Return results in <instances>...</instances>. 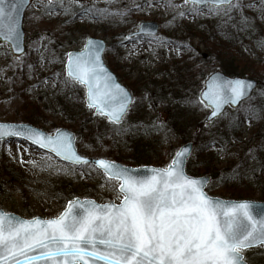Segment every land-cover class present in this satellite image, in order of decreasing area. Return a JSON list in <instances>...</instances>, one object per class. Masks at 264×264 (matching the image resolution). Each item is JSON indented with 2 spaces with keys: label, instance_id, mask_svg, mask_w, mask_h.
<instances>
[{
  "label": "rangeland",
  "instance_id": "1",
  "mask_svg": "<svg viewBox=\"0 0 264 264\" xmlns=\"http://www.w3.org/2000/svg\"><path fill=\"white\" fill-rule=\"evenodd\" d=\"M252 1L260 0H245V3L250 4ZM47 3L48 0H36L25 14L27 50L24 54L13 55L9 43L0 41V122H26L28 117H31L35 120L33 124L49 133L53 134L60 127H67L77 133L80 122L91 115L89 121L91 131L89 132L88 128V133L84 135L77 133L76 147L82 154L119 161L125 165L167 166L175 152L186 142L185 136L188 133L185 130L181 133L169 130L167 132L169 134L164 139L160 136L162 134L148 131H143L144 135L137 136V132L130 131L129 128H126V131H123L124 128L121 130L115 128L113 132L103 136L100 132L101 125L109 120L95 113L88 106L80 112L77 104L81 105L79 100L81 94L71 90L76 105L65 106L66 97L63 88H66L65 90L70 88L65 85L60 71L61 67H64L67 53L82 49L87 38L95 37L107 41L105 62L119 80L131 90L133 103H139L140 110L146 111L147 122L151 120L162 122L169 105L177 106L182 102L184 106L189 104L190 119H197L203 123L205 121L207 128H212L206 122L210 109L197 103L195 96L198 90L199 97L208 75L217 70L222 71L219 61L205 48L204 37L213 29L214 21L217 20V16L206 14L207 8L204 9L205 14L193 16L186 13L183 18H177L173 22L176 12L186 10L192 5H184L183 0H173L174 4L183 6L173 9L166 7L163 0H160L159 4L157 0H152L154 6L151 8L147 7V0L106 2L80 0L79 4H76L75 0H66L63 6L57 4L53 10L44 7ZM133 4L141 5L143 10H137ZM68 6L71 7V11L65 13L64 7ZM93 6L100 10H110L112 14L105 12L103 15L96 13L83 15V9ZM126 9L129 11L123 16L117 14ZM152 20L157 21L161 26L157 37L163 41L167 37V29H170L172 38L181 39L188 49L174 43H159L154 38L129 36L142 21ZM259 55H262V60L255 67L256 75L250 73L243 77L256 79L260 85L259 89L264 91V49ZM253 57H256V54ZM186 60L192 65L190 75L192 79L190 83L188 81L185 83L187 88L182 90L183 98L180 99L178 90L181 84L176 82L180 77L177 71L178 68H185ZM153 89L168 91L173 101L159 102L156 97L149 100L146 93L149 94ZM259 89L255 91V97L259 94ZM18 92L21 94V99L17 97ZM252 100L245 102L238 109L229 108L223 115L229 120L235 117L234 114L241 113L245 120L243 130L235 138L229 150L224 149L223 152L215 150L213 163L215 168L223 173L226 168L234 170L239 159L254 152L258 149V145H261L264 114L259 120L249 116L250 113L245 109L251 105ZM133 116L134 113L129 111L128 117ZM195 130L192 129V133H195ZM133 135L136 139L131 141ZM156 140L159 143L155 154H164L160 162L133 164L127 160L134 155L135 143L144 146L151 142L155 147ZM17 141L18 138H11L0 143V207L6 212H15L26 218L34 216L51 218L58 216L68 200L74 197H89L99 203L109 201L120 203L122 200L123 194L118 191L119 182L108 180L94 165L81 167L65 163L53 154L22 139H19L18 151ZM198 143L194 145L192 158L195 157ZM255 144L257 145L254 146ZM21 156L23 162L20 160ZM260 181L261 185H255L252 190L243 192L244 196L248 194L250 197H242V199L264 201V172ZM113 185L116 187L114 188ZM66 189L76 191L71 192V198L64 201L58 198V194ZM206 191L210 195L225 199L240 198L227 187H220L214 193L207 188ZM255 254L264 255V248L244 250L247 261H250L249 255Z\"/></svg>",
  "mask_w": 264,
  "mask_h": 264
},
{
  "label": "snow or ice",
  "instance_id": "2",
  "mask_svg": "<svg viewBox=\"0 0 264 264\" xmlns=\"http://www.w3.org/2000/svg\"><path fill=\"white\" fill-rule=\"evenodd\" d=\"M4 2L0 0V21L8 15ZM163 2L169 8L183 7L173 0ZM75 3L79 4L80 0ZM57 4L63 6L64 0H48L44 7L54 10ZM183 4L192 7L176 12L173 22L186 13L205 14L207 8V15L228 20L238 13L240 23L247 28L253 26V22L244 14L245 8L254 7L264 15V0H260L259 6L245 0H183ZM22 5L23 0H20L13 11ZM153 6L152 0H147V7ZM133 7L143 10L139 4ZM64 11H71V7H64ZM127 11L117 14L123 16ZM105 12L112 14L95 6L83 9L85 16ZM144 32L141 25L140 33L135 35ZM148 34L159 43H170L154 33ZM0 35L6 40H15L16 48L22 50L18 25L14 21L7 23ZM85 49L67 53V74L86 86L90 108L119 124L131 107L133 97L103 66L101 43L88 38ZM253 90L250 80L226 79L219 72L213 73L201 92V102L212 108L207 123L225 115V105H238L244 99H251ZM245 111L258 118L251 105ZM8 137L31 142L73 165H98L108 180L119 182L118 191L123 196L119 204L109 201L102 205L75 197L67 202L59 216L51 219H22L0 209V264H248L244 250L264 248V204L210 196L204 189L211 178L190 176L185 170L192 154L189 146L177 150L167 166L152 168L151 174L141 175L139 170L115 161L90 160L79 155L74 146L75 136L62 129H57L53 136L31 125L0 123V143ZM215 145L213 140L205 147ZM8 151L11 155L10 148ZM218 151L223 152L224 146ZM251 158L256 159L255 155ZM20 160L23 162V156ZM33 164L35 166V162Z\"/></svg>",
  "mask_w": 264,
  "mask_h": 264
},
{
  "label": "trees",
  "instance_id": "3",
  "mask_svg": "<svg viewBox=\"0 0 264 264\" xmlns=\"http://www.w3.org/2000/svg\"><path fill=\"white\" fill-rule=\"evenodd\" d=\"M250 4L259 6L260 1H252ZM244 14L250 18V20L253 22V26L244 28L240 23V15L238 13L233 14L232 20H228L226 17H216L217 20L214 21L215 26L211 31L208 32L209 34L204 37L206 38V50L215 56V58L219 61L222 71L230 76H245L250 73L254 74V72H256L255 67L259 65L261 63L260 61L262 60V55H259V52L264 49V15L257 12L254 7L245 8ZM167 30L168 34L167 37L164 38V41H170V43H174L179 47L188 49L187 47H184V45H186L185 42L181 41L179 38L174 40V37L172 38L170 35V29ZM255 54L256 57H253ZM184 66L185 68H178L177 72L180 77L176 79V82L181 84L178 90V97L180 99L183 98L182 90H184L186 87L185 83H187V81L190 83L192 79L190 76L192 72V65L190 64V61L186 60ZM60 73L64 82L67 81L65 85L70 88L69 90H65L66 88H63L66 97V102H64L65 106L67 107V105H70L72 107L73 105H76L74 94L71 93L72 90L77 94L79 93V95L81 94V97L79 98L81 105L77 104V109H79L81 112L83 108H87L85 104L84 87L68 78L64 73L63 66L61 67ZM148 85H150V82ZM259 88L260 85L258 89ZM259 90V94L256 97L253 96L250 99H253L251 101V106L257 112L259 116L257 118L258 120L261 115L264 114V95H261V93H264V91H262V89ZM146 95L149 96V100H152V98L156 97L159 102L165 100L173 101V98L169 95V92L163 91V89L160 91L153 89L149 91V94L146 93ZM195 96H197L196 102L203 106L204 104L198 97V90ZM17 97L21 99L20 92L17 93ZM79 100L77 103H79ZM138 104L133 103L131 106L130 112L134 113L132 118L128 117L127 115L125 119L119 124L107 121L101 125V134L106 136L113 132L115 128L119 130L124 128L123 131H126V128H129L130 131L135 130L137 132V136H142L144 135L143 131H148L158 133L159 135L162 134L160 136L162 139H164L169 134L167 133L169 130L175 132L179 131L180 133L185 130V132L188 133V135L185 136L186 141L190 139L194 140L195 142H199L195 157H191L188 160L186 167L187 172L195 176L209 174L211 176V181L207 187L209 191L214 193L217 192L218 188L220 187H227L231 188L233 192L237 193L239 195L238 197H240L239 199H242V197H250L248 194L244 196L243 192L252 190L251 188L255 185L262 184L260 183V178H262L264 172V115L262 118L263 135L260 138L261 145H258V149H256L254 152L248 153L239 159V162L236 164L237 166L234 170L232 168H226L225 172L223 173L219 169L215 168L213 163L214 157L216 155L215 150L219 149L222 145L224 146V149L229 150V147L233 145L235 138H237L243 130L245 123L243 114H234L235 117H232L229 120H227L228 118L225 119L222 116L210 123L212 126L210 129L207 128L208 125L205 123V121L203 123L197 119H190L191 113H189V110L191 109L189 104L184 106V103L181 102L178 103L177 106L169 105L168 109L165 111V118L161 120L162 122L155 120L147 122V118L145 117L146 111L140 110ZM148 104L149 103H147V105ZM34 108L37 109V107ZM89 116L90 117L80 122L77 129L78 134L84 135L88 133L89 121L92 118L91 115ZM249 116L255 118L251 113ZM34 121L35 120L31 119V117H28V122L34 123ZM161 123H164V125H159ZM166 123L167 125H165ZM128 125L129 127H127ZM192 129H196L195 133H192ZM90 131L91 129L89 128V132ZM135 139L136 136L133 135L131 141H134ZM213 140L216 141L215 147H205L206 145H210ZM156 143L157 145L155 147L152 146L151 142L144 146L140 145L139 143H135L134 155L127 160L133 164L151 163V161L160 162L164 154H155L158 150L159 141L156 140ZM256 145L257 144L254 146ZM154 155L156 156L154 157ZM253 155H255L256 159L251 158ZM252 169H256V171L253 173ZM233 173L238 174L233 175ZM222 177H224V179H222ZM253 179H255V181H252ZM227 185H230L231 187ZM75 191V189L63 190L58 194V198H62L64 201H67L71 198V192ZM248 258L250 260L248 261L249 264L250 262L251 264H264V255H249ZM251 258L253 259L252 261Z\"/></svg>",
  "mask_w": 264,
  "mask_h": 264
},
{
  "label": "water",
  "instance_id": "4",
  "mask_svg": "<svg viewBox=\"0 0 264 264\" xmlns=\"http://www.w3.org/2000/svg\"><path fill=\"white\" fill-rule=\"evenodd\" d=\"M33 1H34V0H23V5H22L21 7H19V9H18L17 11H13V6L16 5V4H18V3L20 2V0H5L4 5H3V7H4V9H5V12H6L8 15H6V17L4 18V20L0 21V32H3V31L5 30V25H6L7 23L14 21V22L18 25V30H19V44H20V49H22V50H18V49L16 48V46H15V45H16V41H15V40H6V39H4L3 35H0V41H2V42H8V43L10 44L11 49H12V51H13V54H14L15 56H19V55L23 54V53L25 52V50H26V32H25V29H24V20H25V13H26L27 9L29 8V6L33 3ZM64 1H65V0H64ZM96 1H109V0H96ZM9 17H11V21L9 20ZM141 25L144 26V28H145V32L142 33V34H140L139 36H152V35H149V34H148L149 32H150V33H154L155 35H158V34H159L160 24H159L158 22H156V21H142V22L139 24L138 30L135 31V32H133V33L131 34V36H136L135 34L140 33V27H141ZM89 38H91V39H93V40H95V41H99V42L101 43L102 51H101V54H100V55H101V60H102V62H103V66H104V67L108 70V72L111 74L112 78H113L118 84H120L123 88H125V89L131 94V96L133 97V95H132L131 91L128 89V87L125 86L123 83H121V82L119 81V79L117 78V76L115 75V73H114V72H113V71L107 66V64L105 63V60H104V56H103V55H104V52H105V50H106L107 42H106L104 39H102V38H95V37H89ZM87 42H88V38L86 39V43H85V45H84V47H83L82 50H72V51H69L68 53L85 51V50H86V49H85V46H86ZM67 62H68V57H67V61H66V73H67ZM216 72L221 73V74L223 75V77L226 78V79L240 78V79L250 80V81H252V83H253V85H254V90H255V89L257 88V86H258V81H257L256 79H254V78H250V77H240V76H230V75L225 74L223 71H219V70H217V71H215V72H213V73H216ZM213 73H212V74H213ZM212 74H210V75L206 78V80H205V82H204V88L201 90V92L205 90V88H206V82L209 80V77H210ZM85 87H86V86H85ZM254 90L250 93V96L253 94ZM200 98H201V93H200ZM201 100H202V98H201ZM244 100H246V99H244ZM244 100H242L238 105H233V104L225 105V106H224V112H225V110H226L230 105H231L233 108H237V107H239V105H240ZM86 103H87V88H86ZM129 108H130V107H129ZM209 108H210V107H209ZM210 109H211V110H210V113L207 115L206 120H207V118L209 117V115H210L211 112H212V108H210ZM128 110H129V109H128ZM95 112L98 113L97 109H95ZM127 112H128V111H127ZM106 117H107V116H106ZM217 118H218V117H217ZM214 119H216V118H213V120H214ZM122 120H123V119H122ZM122 120H121V121H122ZM0 123L25 124V125H31V126H33V127H35V128L41 129V128L36 127V126H34V125L30 124V123H19V122H0ZM59 129H62V130H64L65 132H67V133H69V134L75 136L74 146H75V149H76V151H77V153H78L79 155L84 156V157H86V158H89L90 160H91V159H106V160H109V159H107V158L91 157V156H86V155L82 154V153L78 150V148L76 147V146H77V145H76V142H77V135H76V133L73 132L72 130L66 128V127H62V128H59ZM41 130H43V129H41ZM43 131H44L45 133H47V134L53 135V134H51V133H48V132L45 131V130H43ZM54 135H56V131H55ZM54 135H53V136H54ZM8 138H12V137H8ZM6 139H7V138H6ZM30 143H31V142H30ZM183 146H189V147L192 149V151H193V149H194V142H193V141H189V142L183 144L181 147H183ZM181 147H180V148H181ZM44 150H45V151H48V152H50V153H52V154L55 155V153H53V152H51V151H49V150H47V149H44ZM58 158L62 159L63 161H66V160H64V159L61 158V157H58ZM110 161H112V160H110ZM66 162H69V161H66ZM69 163H71V162H69ZM116 163H117V164L124 165V166H126V167H128V168H130V169L139 170L141 175L151 174V173H150V169H152V168H163V167H157V166H153V165L128 166V165L122 164V163H120V162H116ZM95 166H96L97 168H99L98 165H95ZM185 170H186V169H185ZM187 174H188V173H187ZM188 175H189V174H188ZM190 176H192V175H190ZM205 176L210 177L209 175H205ZM205 176H195V177H205ZM210 178H211V177H210ZM208 183H209V182H208ZM204 190L206 191V187H205ZM206 192H207V191H206ZM210 196H211V195H210ZM214 197H217V196H214ZM79 198H80V197H79ZM219 198H221V197H219ZM80 199L83 200L82 198H80ZM84 199H86V198H84ZM87 199H91V200L96 201V200L93 199V198H87ZM221 199H223V200H232V201H240V200H235V199H224V198H221ZM244 200H248V199H244ZM253 201H256V200H253ZM96 202H97V201H96ZM256 202H258V203H260V204H264V201H256ZM97 203H98V204H101V205H102V204H106V203H99V202H97ZM107 203H108V202H107ZM66 207H67V204H66ZM66 207H65V208H66ZM65 208H64V210H65ZM0 209H2V208L0 207ZM3 210H4V209H3ZM64 210H63V211H64ZM4 211H5V210H4ZM63 211H62V212H63ZM5 212H6V211H5ZM6 213L14 214V215H16V216H18V217H20V218H22V219H31V218H25V217H22L21 215H19V214H17V213H14V212H6ZM36 217H40V218H43V219H51V218H55V217L44 218V217H42V216H36Z\"/></svg>",
  "mask_w": 264,
  "mask_h": 264
}]
</instances>
